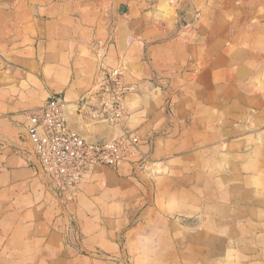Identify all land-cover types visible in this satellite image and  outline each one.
Wrapping results in <instances>:
<instances>
[{
	"label": "crops",
	"instance_id": "obj_1",
	"mask_svg": "<svg viewBox=\"0 0 264 264\" xmlns=\"http://www.w3.org/2000/svg\"><path fill=\"white\" fill-rule=\"evenodd\" d=\"M101 65L150 162L67 202L27 113ZM0 264H264V0H0Z\"/></svg>",
	"mask_w": 264,
	"mask_h": 264
},
{
	"label": "built area",
	"instance_id": "obj_2",
	"mask_svg": "<svg viewBox=\"0 0 264 264\" xmlns=\"http://www.w3.org/2000/svg\"><path fill=\"white\" fill-rule=\"evenodd\" d=\"M135 86L124 79L121 66L101 65L87 94L77 103L85 105L89 121L108 120L114 132L103 145H91L73 131L67 121L66 101L53 96L28 111L27 133L42 171L58 183L59 195L74 199L86 171L96 164L117 165L131 159L148 169L149 154L142 153L141 137L127 126L128 96ZM69 228H66L68 231Z\"/></svg>",
	"mask_w": 264,
	"mask_h": 264
},
{
	"label": "water",
	"instance_id": "obj_3",
	"mask_svg": "<svg viewBox=\"0 0 264 264\" xmlns=\"http://www.w3.org/2000/svg\"><path fill=\"white\" fill-rule=\"evenodd\" d=\"M85 97L83 98V102ZM86 107L82 103L67 104L65 112L70 128L81 135L91 145L105 144L113 133V128L108 120L89 121L85 116Z\"/></svg>",
	"mask_w": 264,
	"mask_h": 264
},
{
	"label": "rangeland",
	"instance_id": "obj_4",
	"mask_svg": "<svg viewBox=\"0 0 264 264\" xmlns=\"http://www.w3.org/2000/svg\"><path fill=\"white\" fill-rule=\"evenodd\" d=\"M127 261H129V260H127ZM130 262V261H129Z\"/></svg>",
	"mask_w": 264,
	"mask_h": 264
}]
</instances>
